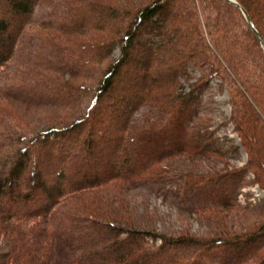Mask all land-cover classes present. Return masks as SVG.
<instances>
[{
  "label": "trees",
  "instance_id": "16d2710c",
  "mask_svg": "<svg viewBox=\"0 0 264 264\" xmlns=\"http://www.w3.org/2000/svg\"><path fill=\"white\" fill-rule=\"evenodd\" d=\"M234 1L0 0V69L24 68L0 74L23 104L0 131V264H264V198L238 199L248 170L264 189V67L234 21L264 50V0ZM214 78L239 145L214 127ZM178 155L211 163L174 193L211 232H159L118 193L120 213L95 216L123 182L161 191Z\"/></svg>",
  "mask_w": 264,
  "mask_h": 264
},
{
  "label": "rangeland",
  "instance_id": "374dc122",
  "mask_svg": "<svg viewBox=\"0 0 264 264\" xmlns=\"http://www.w3.org/2000/svg\"><path fill=\"white\" fill-rule=\"evenodd\" d=\"M234 21L236 22L238 32L241 35V40L244 41V44L248 45V48L251 50L252 57L254 56L256 61L259 62L264 67V50H262L261 46L255 41V39L249 34L243 22L239 21L236 17H234ZM241 21V20H240ZM242 25V26H240ZM243 31L252 37V42H249V37H245L243 35ZM37 28H28L25 32L26 34H36L38 33ZM248 42V43H247ZM115 55H118V51H115ZM14 62L10 63V67L2 68L0 71L5 73H10L14 69ZM17 68V67H15ZM6 69V70H5ZM20 72V77L24 71V68L18 66ZM15 71V69L13 70ZM3 73L1 75H3ZM19 78V77H18ZM17 78V79H18ZM220 80L218 78H214L211 81V88H209V92H206L204 98H208L209 96L216 100V103L213 105L215 109L219 111H223L224 115L229 119L231 115V104L229 103V91L226 86H224V90H220L219 86ZM2 84V83H1ZM20 102L15 101L10 98L0 97V131L5 132L4 134L8 135L7 130L13 128L16 130L17 126V117L19 116L20 108H22ZM31 108V107H30ZM33 109V108H32ZM142 111L139 110L136 112V117L140 118L142 116ZM34 115V116H33ZM36 114H31V119H36ZM22 118V117H21ZM39 118V116H38ZM221 120L217 118L215 121L214 127H219L218 135L222 136L223 134H227L231 140L235 144H240V138L234 130V122L232 120H228L226 125L218 126ZM19 125V124H18ZM33 127V125H31ZM248 154L247 152L239 147L237 152H231L229 157L226 159L227 163H229L230 167H244L246 166ZM172 163H164L162 166H166V171L171 177L166 180L165 186H161L162 190H147L145 188H135L133 185L123 182L120 190L117 192L113 189L106 191L103 195L106 194V204L104 205L103 211L100 212L99 215H95L98 218H104V215H117L120 213L119 206V198L116 195L112 194H121L124 195L127 199V205L122 208L123 213L128 212L134 218V220H145L149 221L157 231L159 232H179L183 230H187L188 232L196 233V234H205L211 232V224L204 218H201L197 212L190 211L185 208V203L183 200L177 199L176 193L179 190H182V185L185 183V173H188L189 170H195L198 166L203 170H211L210 161L200 159L199 157H195L193 155H178L171 159ZM175 164V165H173ZM220 164V163H219ZM221 166V165H219ZM255 174L253 170H248V175L246 176V180L248 181L245 186L242 188V193L238 196L240 203L245 204L247 200L252 201L253 203L257 202L260 199L264 198V189L260 185V183L255 182ZM153 188H157L158 186H152ZM113 196V197H112ZM118 196V195H117ZM2 239L0 238V245ZM159 242V241H158Z\"/></svg>",
  "mask_w": 264,
  "mask_h": 264
},
{
  "label": "water",
  "instance_id": "95a60500",
  "mask_svg": "<svg viewBox=\"0 0 264 264\" xmlns=\"http://www.w3.org/2000/svg\"><path fill=\"white\" fill-rule=\"evenodd\" d=\"M229 1H230L231 3L237 5V6L241 7V8L243 9V7H242L238 2H236V1H234V0H229ZM245 14H246V16H247V19H248L249 23H251L250 16L248 15V13H247L246 11H245ZM251 24H252V23H251ZM253 29H254V31H255L257 37L259 38V40L264 44V38H263V36L259 33V31H258L254 26H253Z\"/></svg>",
  "mask_w": 264,
  "mask_h": 264
}]
</instances>
